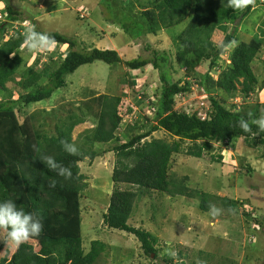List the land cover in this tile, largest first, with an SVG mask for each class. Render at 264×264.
<instances>
[{"label":"trees","instance_id":"1","mask_svg":"<svg viewBox=\"0 0 264 264\" xmlns=\"http://www.w3.org/2000/svg\"><path fill=\"white\" fill-rule=\"evenodd\" d=\"M1 1L0 92L4 93L6 99L0 101V201L14 200L18 207L35 214L41 219L43 230L39 236L19 246L14 243L7 245L6 241L0 239V264H94L105 249L101 241H94L88 253L83 247L81 199L87 183L80 173L79 163L86 158L94 160L97 157L96 144L106 145L120 140L116 133L121 127L123 114H130L132 106L125 105L122 95L104 94L97 98L101 105L97 126L83 135L79 143L72 138L75 126L83 122L79 114H73L69 124L58 122L55 135L39 132L31 118L20 122L18 116V106L27 107L50 100L57 90L67 85L68 75L75 73L81 66L98 61L112 67L125 65L131 85L135 83L132 79L137 77V72L144 68L151 66L159 71L160 85L156 87L152 84L150 87L153 91L152 103L156 102L159 107L154 112L150 130L141 134L127 133L129 140L116 144L111 150L117 156L112 173L115 190L104 214V222L110 229L134 235L145 254L158 258V237L144 228L129 224L140 194L155 190L172 197L195 199L206 213L209 212V205L214 204L211 199H220L171 180L173 158L181 153V143H191L186 151L189 156L200 159L209 153L212 161L218 162L224 158L210 154L214 144L233 146L239 139L254 138L264 145V133H260L256 125L251 123L262 116L258 93L264 89V78L260 79L255 74L253 64L263 46L264 30L263 35L245 40L237 38L238 31L227 33L225 22L233 10L226 8L222 0H153L149 8L138 13L134 10L133 1L128 0L123 9L126 12H122V16L120 12L119 16L114 13L116 9L109 0L99 1L112 14L106 17V21L118 20L127 34L131 33L129 28H135L137 32L157 35L162 29L183 24L193 13L177 36L179 45L176 63L184 65L190 56L209 61V69L204 74L193 75L188 72L194 79V86H201L209 96L211 110L202 117L199 112L176 108V97L190 93L192 88L188 82L181 84V80H175L166 73L168 63L171 65L166 52H160L149 44L145 47L147 54L141 53L134 59L124 60L114 49H87L82 47L76 37L40 29L39 21L26 10L16 7L12 0ZM253 8L254 3L238 13L245 17ZM101 13L104 14V11ZM239 15L236 14L235 18ZM77 18L81 19L79 16ZM24 22H30L36 31L53 37L57 46L68 48L56 68L45 64L38 69V61L25 66L27 62L21 51L24 47V32L21 28L15 30L12 36H1V33L6 34L7 24ZM221 32L224 38L217 45L212 36ZM233 43L236 45L229 54L230 62L220 65L219 59ZM18 75H21L20 80L16 81ZM11 81H16L20 87L17 98H13L14 92L8 86ZM136 91L139 92V89ZM253 94L257 96L256 104L243 108L236 104L227 105L231 97L239 95L246 99ZM147 95L144 92L143 97L146 99ZM241 119L249 121L251 132L245 133L240 129L238 122ZM147 121L150 119L147 118ZM159 130L167 132L176 140L173 143L160 139L144 141ZM64 140L77 145L78 155L72 156L63 151L61 142ZM42 156H53L63 166L70 167L73 177L66 180L49 170L40 159ZM121 184L133 188H121ZM222 202L228 212L238 211L239 202L229 198H223ZM253 220L257 228L262 225L258 218ZM173 261V256L169 255L160 264H172ZM175 264L187 263L182 261Z\"/></svg>","mask_w":264,"mask_h":264},{"label":"rangeland","instance_id":"2","mask_svg":"<svg viewBox=\"0 0 264 264\" xmlns=\"http://www.w3.org/2000/svg\"><path fill=\"white\" fill-rule=\"evenodd\" d=\"M99 1L12 0L16 7L26 10L39 21L40 29L58 31L76 37L82 47L87 49H114L124 60L134 59L141 53L147 54L145 47L149 44L160 52H166L171 64L168 63L166 73L175 80H181V84L188 82L192 88L190 93L176 97V108L187 112H199L200 116H206L211 110L209 96L204 88L194 86V79L188 72H192L193 75L204 74L209 69V61L190 56L186 64L176 63L179 45L177 36L190 21L193 13L191 12L190 17L183 24L162 29L157 35L137 32L135 28H129L131 33L127 34L118 20L106 21V17L112 14L100 5ZM132 1L134 10L138 13L139 10L149 8L153 0ZM1 2L3 1L0 0V4ZM109 2H112L116 9L114 12L116 15L119 16L118 12H120L122 16V12H126L123 9L126 8L124 5L128 0L124 2L109 0ZM223 4L228 8L227 0ZM103 11L104 14L101 13ZM238 12L243 11L233 10L231 16L229 15L230 18L225 22L227 33L238 31L239 40L263 35L264 3H261V0H254L253 10L245 17ZM234 13L240 15L235 18ZM7 26L6 34L1 33V36L6 38L12 36L19 28L25 32L27 27H32V24L11 23ZM223 38L222 32L214 33L212 36L217 45ZM235 45L236 43H233L226 49V53L219 59L220 65L228 63L226 60L229 59V54ZM21 51L27 62L25 66L38 61L36 66L41 69L45 64L56 68L67 54L68 48L56 45L53 52L44 54L29 53L25 47ZM253 70L260 79L264 78V41L260 53L255 58ZM137 73V77L132 79L135 83L131 85L129 82L131 77L125 65L112 67L98 61L81 66L75 73L68 75L67 85L57 90L50 100L27 107L18 106L20 122L31 118L39 132H48L51 135L56 134L55 126L58 122L64 121L69 124L72 115L79 114L83 122L76 125L72 133L73 141L78 143L83 135L97 126L101 107L97 98L104 94L122 95L125 105L132 106L133 110L130 114H123L121 127L116 133L120 140L106 145L96 144L97 157L94 160L86 158L79 163L80 173L84 175V181L87 183L81 199L82 238L85 252L91 250L94 241H101L105 244V249L94 264H160L169 255L174 258L172 264L182 261L187 264H264V145L254 138L239 139L233 146H226L223 143L214 144L210 154L221 155L224 158L221 162L212 161L209 153L200 159L189 156L186 151L191 143L188 142L181 143V153L174 155L171 180L193 191H204L215 198H220L211 199L217 207L223 209V213L218 217L213 218L209 212H203L195 199L172 197L155 190L140 194L136 199L135 212L129 219V224L144 228L158 237V258H155V255L150 257L145 254L141 250V243L134 235L110 229L104 222V214L110 204L111 194L115 190L112 173L117 156L111 150L116 144L129 140L127 133L132 135L135 132L141 134L149 131L151 120L155 116L154 112L159 108L156 102L152 103L153 91L150 89L152 84L156 87L160 85L159 71L149 66ZM20 76H17L16 81L20 80ZM16 81H11L8 85L14 92L13 98H17L20 92ZM137 89L139 92L136 91ZM144 92L148 94L146 99L143 97ZM5 99L4 93L0 92V101ZM258 99L264 116V89L258 93ZM256 100L255 94L246 99L238 95L229 98L227 105L236 104L239 108H243L246 105L256 104ZM147 118L150 121H147ZM153 139L168 143L176 140L163 130L152 133L144 141ZM119 186L133 188L125 184ZM135 191L139 192L138 188H135ZM223 198L239 202L238 211L228 212L222 202ZM254 218H258L262 223L258 228Z\"/></svg>","mask_w":264,"mask_h":264},{"label":"clouds","instance_id":"3","mask_svg":"<svg viewBox=\"0 0 264 264\" xmlns=\"http://www.w3.org/2000/svg\"><path fill=\"white\" fill-rule=\"evenodd\" d=\"M222 2L224 3L225 0H222ZM253 3L254 0H227V7L234 11L242 10L248 8ZM261 3L264 2L261 1ZM23 37V46L29 53H51L56 47V41L53 37L46 33L38 32L30 26L26 28ZM227 61L230 62L229 59ZM238 123L243 132H251V125L248 120L241 119ZM251 123L256 125L260 133H264V116L253 119ZM61 144L64 152L72 156L78 155L79 149L74 142L64 140ZM40 159L49 170L55 172L58 176L66 180H70L73 177L71 168L60 164L53 156H42ZM222 213V208L214 204L209 205L211 217H218ZM42 230L43 223L35 214L26 212L23 208L18 207L14 200L0 201V239L6 241L7 245L14 243L19 246L30 238L39 236Z\"/></svg>","mask_w":264,"mask_h":264},{"label":"built area","instance_id":"4","mask_svg":"<svg viewBox=\"0 0 264 264\" xmlns=\"http://www.w3.org/2000/svg\"><path fill=\"white\" fill-rule=\"evenodd\" d=\"M262 2H264V0H261ZM227 62H229V61H227Z\"/></svg>","mask_w":264,"mask_h":264}]
</instances>
